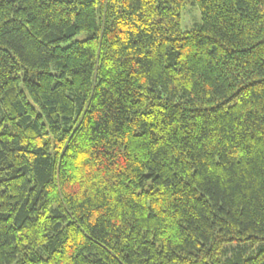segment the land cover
I'll return each mask as SVG.
<instances>
[{"label": "trees", "instance_id": "16d2710c", "mask_svg": "<svg viewBox=\"0 0 264 264\" xmlns=\"http://www.w3.org/2000/svg\"><path fill=\"white\" fill-rule=\"evenodd\" d=\"M0 264H264V0H0Z\"/></svg>", "mask_w": 264, "mask_h": 264}, {"label": "rangeland", "instance_id": "374dc122", "mask_svg": "<svg viewBox=\"0 0 264 264\" xmlns=\"http://www.w3.org/2000/svg\"><path fill=\"white\" fill-rule=\"evenodd\" d=\"M201 23L202 14L200 8L194 4L187 5L181 15V30L183 32H187ZM87 36V33H83L82 35L76 37V40H84Z\"/></svg>", "mask_w": 264, "mask_h": 264}]
</instances>
